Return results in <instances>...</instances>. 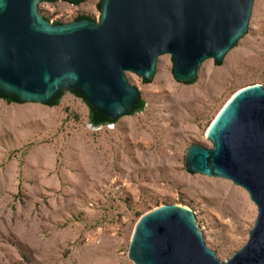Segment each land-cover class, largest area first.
Returning a JSON list of instances; mask_svg holds the SVG:
<instances>
[{"label": "rangeland", "instance_id": "rangeland-1", "mask_svg": "<svg viewBox=\"0 0 264 264\" xmlns=\"http://www.w3.org/2000/svg\"><path fill=\"white\" fill-rule=\"evenodd\" d=\"M101 0L39 4L50 22L100 18ZM145 108L94 127L70 91L56 106L0 99V264H133L140 215L164 205L194 211L207 246L227 261L248 242L256 205L232 181L188 173L189 146L211 148L207 131L231 96L264 86V0L247 34L221 65L205 61L197 81L173 76L170 55L154 79L127 73Z\"/></svg>", "mask_w": 264, "mask_h": 264}, {"label": "water", "instance_id": "water-1", "mask_svg": "<svg viewBox=\"0 0 264 264\" xmlns=\"http://www.w3.org/2000/svg\"><path fill=\"white\" fill-rule=\"evenodd\" d=\"M44 1L0 0V93L49 106L59 93L78 91L113 120L142 98L127 73L150 82L158 58L170 55L174 78L196 82L205 61L221 64L247 34L254 3L102 0L98 21L55 24L39 10ZM206 138L211 148L188 147L187 172L232 181L248 193L258 215L247 244L221 261L194 211L164 204L138 219L128 249L133 264H264V86L236 91Z\"/></svg>", "mask_w": 264, "mask_h": 264}, {"label": "trees", "instance_id": "trees-1", "mask_svg": "<svg viewBox=\"0 0 264 264\" xmlns=\"http://www.w3.org/2000/svg\"><path fill=\"white\" fill-rule=\"evenodd\" d=\"M57 0H50L48 2H55ZM65 1H69V0H65ZM72 2V1H70ZM101 2L102 0L100 1L99 3V7H101ZM72 3H79V2H72ZM44 18L48 21H50V18L43 15ZM80 19H90V17L88 15H81L79 17H77L74 21L76 20H80ZM55 24H62L63 22H54ZM222 64V63H221ZM219 64V65H221ZM195 81L193 82H190V83H187V84H193ZM72 93H74L76 96L82 98L86 101L85 97L83 95H81L78 91H72ZM63 95V92L59 93L51 103H49L48 105L49 106H56L59 104V100L60 98L62 97ZM0 99H4L6 100L8 103L12 104V103H23L21 102L16 96H9V95H4L2 93H0ZM90 122L92 124V126L94 127H99V126H104V125H108L110 123H115L117 120H113V119H110L108 117H105L104 115L98 113L94 108L90 107ZM145 108V102L142 98L139 99L138 103L135 105V107L128 113V115H131L133 113H136V112H140L142 111L143 109ZM142 215H140L141 217Z\"/></svg>", "mask_w": 264, "mask_h": 264}, {"label": "flooded vegetation", "instance_id": "flooded-vegetation-1", "mask_svg": "<svg viewBox=\"0 0 264 264\" xmlns=\"http://www.w3.org/2000/svg\"><path fill=\"white\" fill-rule=\"evenodd\" d=\"M90 19H92V20H93V18H92V17H90ZM80 20H83V19H80Z\"/></svg>", "mask_w": 264, "mask_h": 264}, {"label": "bare ground", "instance_id": "bare-ground-1", "mask_svg": "<svg viewBox=\"0 0 264 264\" xmlns=\"http://www.w3.org/2000/svg\"><path fill=\"white\" fill-rule=\"evenodd\" d=\"M232 97V96H231Z\"/></svg>", "mask_w": 264, "mask_h": 264}]
</instances>
